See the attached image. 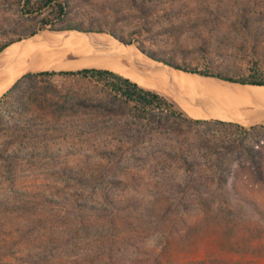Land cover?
<instances>
[{
	"label": "rangeland",
	"instance_id": "374dc122",
	"mask_svg": "<svg viewBox=\"0 0 264 264\" xmlns=\"http://www.w3.org/2000/svg\"><path fill=\"white\" fill-rule=\"evenodd\" d=\"M39 6L0 0V71L91 31L155 64L173 107L32 75L81 68L19 70L0 93V264H264V86L160 71L264 77V0H66L59 20Z\"/></svg>",
	"mask_w": 264,
	"mask_h": 264
},
{
	"label": "bare ground",
	"instance_id": "6f19581e",
	"mask_svg": "<svg viewBox=\"0 0 264 264\" xmlns=\"http://www.w3.org/2000/svg\"><path fill=\"white\" fill-rule=\"evenodd\" d=\"M90 37L92 38L91 40H87L82 35H76L75 37H67V38L63 39L61 49L62 48H65V49L62 50L61 53L56 51V53L53 52V53L49 54L47 52L48 54H46V55L47 56L49 55V56H48V58L46 57V59H48V60H46L43 63H39V64L33 63V62H31L32 63L31 64L30 62H28L26 60V58L31 54V52L33 50H35L36 46L25 45L26 57L25 58L24 57L19 58V59L13 61L10 65H8L7 67H5L4 69H2L0 71V93L7 86V84L11 80V78L21 69L28 68L31 70H37V69L60 68V67L61 68H68V69L84 68V67L109 69L111 71H114L120 75H123V76L131 79L132 81L138 83L141 86H144V87L156 90V91L162 90L161 85L158 82L159 79L156 80L157 79L156 73L158 70L154 66L155 64L149 63L148 62V61H150L149 59H147V61L143 60L144 57L141 56L136 49L134 50L133 47L124 46L122 44L115 45L110 39H108L107 37H105L102 34L92 33L90 35ZM92 42H94V43L98 42L99 44L95 46V45H92ZM20 48H22V47H20ZM65 51H68L69 53H73V56H74V54H76V52H78L79 54H82V55L88 54V56L83 57L79 60L76 59V61H73V63L65 64L66 62L62 63L61 61L56 59L58 56L60 58V56L64 55ZM42 52H43V50H42ZM22 53H24V52H22ZM43 53H45V52H43ZM90 53L91 54L92 53H94V54L100 53V55L90 56L91 55ZM38 55L40 58H43L41 56V53H39ZM18 56H20V55L18 54ZM24 56H25V54H24ZM2 57L5 60L9 56L3 55ZM160 71L162 73H164V76L167 73L165 68H162ZM169 71L173 72L176 70L170 69ZM175 73L178 76L183 74L182 72H179V71H177ZM184 76H185V74H183L182 77H184ZM191 78H192V76H191ZM260 88H264V87H260ZM162 92H165V91H162ZM165 93H167V92H165Z\"/></svg>",
	"mask_w": 264,
	"mask_h": 264
},
{
	"label": "trees",
	"instance_id": "16d2710c",
	"mask_svg": "<svg viewBox=\"0 0 264 264\" xmlns=\"http://www.w3.org/2000/svg\"><path fill=\"white\" fill-rule=\"evenodd\" d=\"M29 2L30 0H24V3L27 5L29 4ZM38 3L40 4V8L49 7L50 11L55 14V18L58 20L61 19L62 15L65 13L66 0H38ZM253 65L254 67L256 66V61H253ZM170 66L177 70L207 77H213L231 83L264 86V77L259 75V73L254 70L252 71V73L245 77H231L218 72H208L206 70H198L195 68H182L174 64H170ZM32 75L35 77H50L54 75H60L88 78L96 83L101 84L117 99L125 103H131L134 108L143 112L155 110L162 112L168 111L170 110L169 108L173 107V104L167 101L158 92L145 88L132 81L131 79L108 69L86 67L74 71H40ZM8 92L9 90L3 93L1 97L3 98ZM253 165L256 172H259V164L254 157Z\"/></svg>",
	"mask_w": 264,
	"mask_h": 264
},
{
	"label": "water",
	"instance_id": "95a60500",
	"mask_svg": "<svg viewBox=\"0 0 264 264\" xmlns=\"http://www.w3.org/2000/svg\"><path fill=\"white\" fill-rule=\"evenodd\" d=\"M64 31H66L67 32V34L64 36V38L63 39H65V38H67V37H69V36H71L72 34H74L73 32H74V30H72V29H68V30H61V31H59V33H61V32H64ZM54 32V31H53ZM57 32V31H56ZM79 33H80V35H82V36H84L87 40H91L92 38L90 37V35L92 34V33H95V32H91V31H79ZM37 38V37H36ZM33 39H35V37H30V38H28V40H33ZM63 39H62V41H63ZM99 43L97 42V43H94V42H92V45H98ZM119 44H121V42H118L117 41V44H115V45H119ZM122 45H124V46H129L128 44H122ZM129 47H131V46H129ZM139 65V64H138ZM162 65L165 67V70L167 71L168 69H171V68H173V67H171L169 64H166V63H162ZM140 66V65H139ZM141 67V66H140ZM173 69H175V68H173ZM175 70H177V69H175ZM177 71H181V70H177ZM181 72H184L185 73V71H181ZM227 121H230V122H234V123H237V124H246V123H248L249 122V120L248 119H241V120H238V119H233V118H225Z\"/></svg>",
	"mask_w": 264,
	"mask_h": 264
},
{
	"label": "crops",
	"instance_id": "0c3cea01",
	"mask_svg": "<svg viewBox=\"0 0 264 264\" xmlns=\"http://www.w3.org/2000/svg\"><path fill=\"white\" fill-rule=\"evenodd\" d=\"M109 70V69H108Z\"/></svg>",
	"mask_w": 264,
	"mask_h": 264
}]
</instances>
